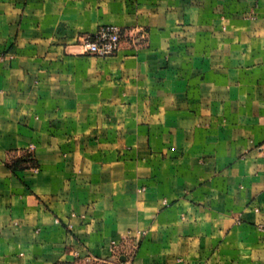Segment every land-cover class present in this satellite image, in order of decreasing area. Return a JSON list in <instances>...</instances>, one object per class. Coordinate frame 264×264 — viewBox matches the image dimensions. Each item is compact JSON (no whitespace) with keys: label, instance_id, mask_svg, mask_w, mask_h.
<instances>
[{"label":"crops","instance_id":"obj_1","mask_svg":"<svg viewBox=\"0 0 264 264\" xmlns=\"http://www.w3.org/2000/svg\"><path fill=\"white\" fill-rule=\"evenodd\" d=\"M0 264H264V0H0Z\"/></svg>","mask_w":264,"mask_h":264},{"label":"built area","instance_id":"obj_2","mask_svg":"<svg viewBox=\"0 0 264 264\" xmlns=\"http://www.w3.org/2000/svg\"><path fill=\"white\" fill-rule=\"evenodd\" d=\"M122 29L118 25H104L94 36L89 35L82 42V49L86 53L99 56H111L120 47Z\"/></svg>","mask_w":264,"mask_h":264},{"label":"trees","instance_id":"obj_3","mask_svg":"<svg viewBox=\"0 0 264 264\" xmlns=\"http://www.w3.org/2000/svg\"><path fill=\"white\" fill-rule=\"evenodd\" d=\"M26 156L32 158V157H31V156H32L31 154H30V155H26Z\"/></svg>","mask_w":264,"mask_h":264},{"label":"water","instance_id":"obj_4","mask_svg":"<svg viewBox=\"0 0 264 264\" xmlns=\"http://www.w3.org/2000/svg\"><path fill=\"white\" fill-rule=\"evenodd\" d=\"M122 259H123V260H126V257L123 256Z\"/></svg>","mask_w":264,"mask_h":264}]
</instances>
